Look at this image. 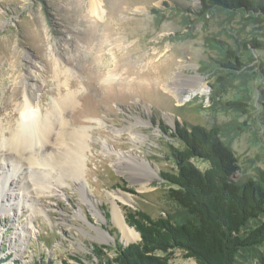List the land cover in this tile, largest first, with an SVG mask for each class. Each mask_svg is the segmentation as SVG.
I'll use <instances>...</instances> for the list:
<instances>
[{
	"label": "rangeland",
	"instance_id": "rangeland-1",
	"mask_svg": "<svg viewBox=\"0 0 264 264\" xmlns=\"http://www.w3.org/2000/svg\"><path fill=\"white\" fill-rule=\"evenodd\" d=\"M90 2L0 0V158L7 157L0 161V176L11 178L0 179V186L6 185V194L17 191L21 201L10 202L12 208L0 215V264H92L93 245L114 257L117 240L129 243L114 210L124 220L127 209L155 218L174 212L161 174L176 169L169 147L180 144L164 134L162 123L172 132L176 122L220 128L219 138L238 160L234 179L264 178V15H201L199 0H104L97 17ZM254 39L262 48L245 51L243 44ZM222 46L237 51L239 71L220 67ZM195 82L205 83L206 92L179 102L173 90L187 95ZM23 91L35 92L41 114L51 117L55 129L41 144L38 127L35 142L15 151L4 142L21 121ZM230 102L243 106L234 109ZM57 109L58 121L51 115ZM78 136L90 145L83 187L69 173L73 159L66 152ZM31 153L38 162L61 161L58 172L33 170L35 181L59 185L55 196L33 194L25 159ZM61 163L68 176L62 177ZM193 163L201 170L210 166ZM22 179L27 190L20 191ZM22 228L24 236L17 237ZM254 257L247 263L264 264ZM170 263L196 261L175 250Z\"/></svg>",
	"mask_w": 264,
	"mask_h": 264
},
{
	"label": "trees",
	"instance_id": "trees-1",
	"mask_svg": "<svg viewBox=\"0 0 264 264\" xmlns=\"http://www.w3.org/2000/svg\"><path fill=\"white\" fill-rule=\"evenodd\" d=\"M199 1L201 15L214 11L264 15L261 0ZM243 46L247 52L262 48L256 39ZM222 49L225 57L218 61L220 67L239 71L242 64L237 51L223 46ZM223 79L218 77L220 82ZM228 105L234 109L243 106L240 102ZM161 129L180 144L169 147L176 169L161 174L168 186L165 200L175 211L165 210L155 218L144 210L127 209L126 224L141 240L126 245L117 240L114 257L93 245L97 262L92 264H171L175 250L183 251L185 258H193L196 264H249V256L254 255L263 260L264 222L257 221L264 217V178L234 179L238 160L219 138L222 130L218 127L207 129L199 124L176 122L173 132L164 123ZM196 159L208 162L209 168H198L193 163ZM105 216L110 217L108 213ZM78 262L86 264L81 259Z\"/></svg>",
	"mask_w": 264,
	"mask_h": 264
},
{
	"label": "bare ground",
	"instance_id": "bare-ground-1",
	"mask_svg": "<svg viewBox=\"0 0 264 264\" xmlns=\"http://www.w3.org/2000/svg\"><path fill=\"white\" fill-rule=\"evenodd\" d=\"M90 5H91L90 11H91L92 14H94L97 17H100L103 14V10H104L103 9L104 8V0H91ZM201 79L199 78V80H201ZM199 80H197V82ZM204 84H202V83H196L194 86L191 85L190 87H188L186 89L188 91L187 92V95H184L185 89H182V90H173L172 89V90L174 91L173 93L176 94V96L179 98V100H180L179 102L185 103V102H188L191 99H193L195 96H198V95H201L202 93H205L206 91L204 90V87H205V86H203ZM23 92L24 93L22 94L23 96H22V100H21L22 101V104L20 103L18 105L19 108L17 109L20 112V115H21V121L18 124V129L16 130L15 133H13V135L14 134L15 135H14L13 138H11V140L10 139L9 140L6 139V142H4L6 144L4 147H7V146L10 147V148L12 147V149H14L15 151H20V150H18V147L21 148L22 145H24V144L25 145L26 144H31V143L33 144V142H35L33 137H34L35 132H36V130H37L38 127L40 128V130L43 128L40 131L41 134L39 135V137H40L39 140H38L39 143H41V144L42 143L43 144H47L50 141L49 140V137H50V134H51L50 133V129H52L53 123H54V121H51V117H49V116L46 117L45 116V118H44L43 115L41 114L40 107L38 106L37 102L35 101V97H36L35 92H33V91L32 92L23 91ZM72 98L73 97H69V100H72ZM65 104H69V102H67ZM59 111L60 110L57 109V110H54L53 113H51L52 117L55 116V118L57 119V121L59 120V118H58L59 117L58 116ZM82 131H84V130H82ZM83 135L85 136V134H83ZM78 137H79V140H78V138H77V140L79 142L77 141L76 143H74L75 146H73L72 149H69V151H68V149L67 150L65 149V150H66V152H68L67 155L69 156V154H70L69 157L73 159V162L70 164V170L69 169H67V170H69V173L71 174V176L73 177V179H75V181H77V183L80 182L79 185L81 184L80 186L83 187V185L85 184L86 181L84 179L82 180V178H83V175L82 174H83L84 168L87 166L86 165L87 156H86L85 150L86 149H89L90 148V145L87 143V141L84 138H82L81 136H78ZM63 139H64V137H63ZM105 146L107 147L106 144H105ZM37 152H39V151H37ZM31 154L28 155V157H25V159L29 162V167H28L29 176H28L27 180L29 179V182L31 181V183H33L32 184L33 187H35V189H34L35 190L34 191L35 193L33 192V194L35 196H39V194H42V192H43V193H46V194L49 193V194H52V195L55 196V194L59 191L58 190L59 185L58 184H55L54 185L55 188H54V186L51 187L50 185H48V183H46L47 181L45 183L40 182V181H35L34 176H33V173H34L33 170L36 168L34 166H38V167L42 166V167H46L47 169L51 168V171L48 174H51V172H53V171L58 172V168L55 167V165L57 164L56 161L58 159L57 160L55 159V162H52V163L50 161V163L48 164V162H46V160H44L43 158H42V160H40L41 162L36 161L37 160L36 157H35L36 155L34 156V154H32V155ZM65 154H64V156H66V157H65V160H63V162L64 161L66 162V160H67V155H65ZM55 155H57V154H55ZM64 156L62 155V157H64ZM2 157L3 158H0V161L2 160L3 162H5L6 159H7V157L4 156V155ZM16 157H19V155L16 156ZM50 158L51 157H49V159ZM53 158H55V157H52L51 159L53 160ZM57 158H58V156H57ZM68 161H70V160H68ZM57 162H61V161H57ZM51 164L53 166H51ZM59 165H60V163H59ZM66 165H68V164H66ZM59 170H60V172L63 171L62 177L63 176L65 177V175H67V176L69 175V174H66L67 171H65L63 164H62L61 167H59ZM30 171H32V172H30ZM71 176H70V178H71ZM0 177H2L0 179L5 180V181L7 180L8 182L11 180V178L8 175H6L5 177L4 176H0ZM37 177H38V175H37ZM59 182L62 183V182H64V180H59ZM49 184H50V182H49ZM5 187H6V185L0 186V215H1L2 212L7 211L8 208H12V204H10V202L17 203V205L19 203H21V201L19 200L20 197H19V194H17V191L14 192V194L13 193L6 194V192L4 190V189H6ZM18 187H19L18 190H20V191L21 190H27L26 186L23 183V179L19 183ZM37 188L38 189H41L40 192L38 191ZM20 193H22V192H20ZM24 193L22 195V198L25 199V194ZM28 195H29V193H27L26 196L30 198V196H28ZM5 201H9V204L5 203ZM28 202L26 203V205L28 204ZM94 210H95V207H94ZM114 218H115V220L118 223L120 222V228H121V230L123 232V235L126 238V241L127 242L133 241L134 238H139V235L137 234V232L135 230L131 229L126 224L125 220L121 216H119V214H118V212L116 210H114ZM30 223L31 222H29V224ZM23 229H25V228H22V230ZM20 236H24V230H23V232L21 231V233L17 237H20ZM22 244H23V242H22Z\"/></svg>",
	"mask_w": 264,
	"mask_h": 264
},
{
	"label": "water",
	"instance_id": "water-1",
	"mask_svg": "<svg viewBox=\"0 0 264 264\" xmlns=\"http://www.w3.org/2000/svg\"><path fill=\"white\" fill-rule=\"evenodd\" d=\"M174 127H176V123H175ZM137 234H138V233H137ZM138 235H139V234H138ZM139 240H141V237H140V235H139Z\"/></svg>",
	"mask_w": 264,
	"mask_h": 264
}]
</instances>
